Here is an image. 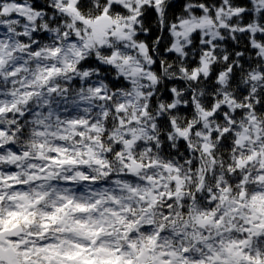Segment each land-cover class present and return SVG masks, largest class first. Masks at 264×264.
I'll use <instances>...</instances> for the list:
<instances>
[{
    "label": "snow or ice",
    "instance_id": "obj_1",
    "mask_svg": "<svg viewBox=\"0 0 264 264\" xmlns=\"http://www.w3.org/2000/svg\"><path fill=\"white\" fill-rule=\"evenodd\" d=\"M0 264H264V0H0Z\"/></svg>",
    "mask_w": 264,
    "mask_h": 264
}]
</instances>
